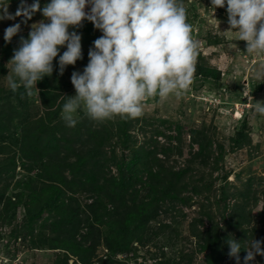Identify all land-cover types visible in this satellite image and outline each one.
Returning <instances> with one entry per match:
<instances>
[{
  "label": "rangeland",
  "instance_id": "rangeland-1",
  "mask_svg": "<svg viewBox=\"0 0 264 264\" xmlns=\"http://www.w3.org/2000/svg\"><path fill=\"white\" fill-rule=\"evenodd\" d=\"M3 2L9 4L8 11L14 16L22 0ZM23 2L30 6L35 0ZM49 2L39 0L41 9ZM183 2L193 37L200 45L188 90L180 97L170 95L163 101L159 98L145 101L143 115L135 119L115 117L97 122L80 109L74 128L67 127L61 115L66 96L76 94L71 75L75 71L83 72L89 62V49L103 33L87 20L80 28H70L82 37L83 58L67 66L60 75L57 57L53 74L38 82L34 94L28 97L22 95V88L16 93L10 90L6 65L14 50L20 47L21 37L27 39L31 26L44 19L42 11L34 13L26 23L22 16L0 20V264H65L67 259L68 264H81L79 257L86 255L85 249L77 254L72 244L55 239L63 229L52 226V221L64 214L58 210L59 206L36 216L59 199L67 203L73 200L79 219L85 222L82 234L87 232L86 222L90 218L104 236L125 239L128 243L122 244L124 249L119 245L114 253H109L104 244L99 246L92 264H208L206 255L211 254V250H204L203 245L209 240L212 223V237L217 230L224 239L221 264H237L236 259L228 255L226 241L229 237L224 236L227 229H233L232 236L246 230L252 238L264 241L260 237L264 225V115L253 108L254 100L264 101V77L257 79L254 75L256 71H264V54L249 55L246 42L237 41L234 31L229 30L226 6L215 10L211 8V0ZM17 23L21 25L20 32L10 43L5 41L6 28ZM64 51L66 47H61L60 54ZM51 112L53 119L49 116ZM178 125L183 127L180 136ZM193 131H196L194 136ZM125 132L130 136L128 140H125ZM25 133L27 137L22 142L20 139ZM48 137L55 138L59 144L57 150L68 155L73 154L75 147L100 145L98 164L105 168L108 178L110 174L117 175L113 159L130 162L136 151L140 155L151 152L155 159L159 158V163L174 170L195 161L196 176L191 179L189 175L188 182H196L201 195L194 196L191 185L185 195L193 201L186 205L180 202L174 207L165 203L148 206L147 232L142 235L132 222H123L124 215L125 219L130 217L123 211L132 198L140 206L150 200L149 184L138 180H135L137 192L132 195L126 190L119 192L111 186L114 182L111 181L102 193L82 192L80 187L74 186L76 193L62 194L59 199L55 195L34 194L14 206L16 200L9 202V198L17 192L19 182L42 177L44 158L53 155L42 150V142L44 144ZM206 141H214L215 149L219 144L225 148L217 171L204 163L214 160L208 148L195 158L200 149L196 143L206 145ZM22 149L29 158L25 163L20 160ZM26 166L31 169L27 170ZM126 176L129 178L132 173L127 171ZM96 200L99 208L95 214L91 205ZM61 209L66 210L62 206ZM204 211L210 213V217L203 215ZM27 213L30 217L36 216L37 223L32 228ZM131 220L142 221L139 216ZM128 227L131 229L126 235ZM236 240L241 241L239 237ZM57 247L61 249H54ZM245 256L242 250L239 264H244ZM250 264H264V256L257 255Z\"/></svg>",
  "mask_w": 264,
  "mask_h": 264
},
{
  "label": "clouds",
  "instance_id": "clouds-1",
  "mask_svg": "<svg viewBox=\"0 0 264 264\" xmlns=\"http://www.w3.org/2000/svg\"><path fill=\"white\" fill-rule=\"evenodd\" d=\"M225 6L237 41L246 42L249 55L264 54V0H211L215 10ZM8 7L0 0V20L22 16L26 23L40 11L44 17L31 26L27 39L21 37L6 65L13 93L22 88V95L31 97L38 82L53 74L57 57L60 75L83 58L82 37L70 28H80L87 20L103 33L89 49L83 72L71 75L76 94L66 96L61 113L67 127L76 126L80 109L97 122L138 118L145 101L180 97L192 83L200 45L183 0H50L43 9L39 0L30 6L22 0L14 16ZM20 30L19 23L6 28L5 41L10 43ZM61 47H66L62 55ZM254 75L260 79L264 71ZM254 101V111L264 115V101ZM226 243L237 264L242 250L244 264L264 256V241L255 237L238 241L229 236Z\"/></svg>",
  "mask_w": 264,
  "mask_h": 264
},
{
  "label": "trees",
  "instance_id": "trees-1",
  "mask_svg": "<svg viewBox=\"0 0 264 264\" xmlns=\"http://www.w3.org/2000/svg\"><path fill=\"white\" fill-rule=\"evenodd\" d=\"M49 116L51 119L55 117L52 112L49 114ZM176 128L178 135L180 136L183 127L178 125ZM192 134L194 136L196 131H193ZM24 135L25 136H21L20 139L22 142H24L25 138L27 137L26 133ZM125 136V140L130 138L126 132ZM203 143L204 144L196 143L199 144L200 149L196 153L195 158H197L198 155L204 153L208 148L207 150L211 151V157H214V160L210 162L204 161V163H208V167H211L212 171L219 170L224 159V146L219 144L215 149L213 147L214 141H206V145L205 142ZM42 145V150L44 153L50 154L53 152V155H47V157L44 158V169L41 172L43 173L42 177L38 178V176H36L28 181H22V183L19 182L15 190L17 192L9 198V202L16 200L14 201V206H16L15 204H20L26 197L30 199L34 194L36 196L38 194H50L57 196V198L68 192L73 194L78 191L74 188V186L80 187L82 192L87 190L93 193H102L108 187V182L111 181H114L111 183L113 188H118L119 192L121 193L123 190H126L130 195H132V193L137 192V190H135V183L137 181L135 180H138L144 185L149 184L150 200L147 204L140 206L138 203H136V200L132 198L131 201L125 206V210L123 211V213L127 215L129 214L128 216L130 217L125 219L124 215L123 222H132L134 225H136L134 226L135 229L142 235L146 234L147 232L146 226L148 225L149 218L148 216H145V212L148 211V206L156 205V203H165L174 207L180 202H182L181 204L186 205L188 201H193L190 197L185 195L186 192H190L189 186L191 185L192 188L190 189H192L191 192L193 195H201L198 191V184L196 182H188L190 179L188 178L189 175H191V179H194L196 176L194 173L195 161H192L190 165L185 168L174 170V168H167L164 164L159 163V158L155 159V155L153 153L147 152V154L140 155V152L136 151L137 153L135 158L130 162L126 161L125 159L121 162L113 159V163H115L117 167V175L110 174L111 176L108 178V175L105 174V168L100 167L98 164V162L100 163V161H98L100 159V145H93L89 146L88 148L85 146H79L78 148L75 147V149H73L72 155H68L66 152L58 151L57 148L59 144L55 138H46L45 143L43 144L42 142ZM164 152L167 153V151ZM10 159L13 162L16 161L14 158ZM28 159L29 158L25 153V149H22V153L20 155L21 162L25 163ZM156 167L159 168L156 170ZM26 169L30 170L31 168L26 166ZM48 169L49 173H47ZM127 171L132 173V176L129 178L126 176ZM166 179H169L170 181H166ZM38 190L40 192H37ZM72 202L73 200L67 203L59 199L55 205L50 206L48 209L46 207L41 209L36 216H40L45 210H56L59 206L58 210L62 211L64 214L61 218L52 221V226H60V229L62 226L63 229H61L62 234L59 233L55 239L59 242L72 244L75 247L77 254L79 253V250L85 249L86 255L80 254L79 257L81 264H92L93 258L97 256V250L99 246L103 244L106 246L109 253L110 251L114 253L115 249L119 245L121 249H124L122 244L128 245V243L123 238V241H120L117 238L115 239L108 235L104 236V232L97 228L95 224L90 221V218H88L86 222L88 225V230L85 234H82L80 231L83 229L84 226L82 225H85V222L82 219H79V210L74 207ZM61 206L66 210L61 209ZM91 207L93 212L96 214L99 208L98 201L96 200L91 205ZM28 209H30V206H28ZM204 214L210 217V213L204 211L203 215ZM36 216L32 215L30 217L27 213V217H29L31 221V225L29 227L32 228L33 225L37 223V220L35 219ZM69 216H71L70 220ZM116 216L119 218L120 214H117ZM136 216H139L142 221L134 222L131 220V218ZM227 223H229V221H227ZM212 225L211 229H209V240L205 241L206 244L203 245V249L211 250V254L206 255V258H208V264H221L220 259H222L224 256L223 252H221V245L224 244V239H222V236L218 235L217 230V234H214V237H212V233L214 232ZM130 229L131 227H128L125 230L126 235H129ZM260 232V237H263L264 239V225ZM233 233V229L232 231L230 229L228 231L227 229L226 233H224V236L226 235L225 237L228 238L230 235L232 236ZM233 237H235V239L239 237L241 241L252 238L246 230L239 231L237 235ZM84 240L85 242H89V244L84 245L82 242ZM54 249H61V247ZM69 261L70 260L67 259L65 264H68Z\"/></svg>",
  "mask_w": 264,
  "mask_h": 264
}]
</instances>
